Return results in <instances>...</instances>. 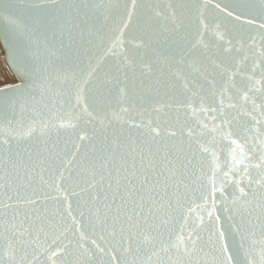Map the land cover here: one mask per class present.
Wrapping results in <instances>:
<instances>
[{
    "label": "snow or ice",
    "instance_id": "6c2138e0",
    "mask_svg": "<svg viewBox=\"0 0 264 264\" xmlns=\"http://www.w3.org/2000/svg\"><path fill=\"white\" fill-rule=\"evenodd\" d=\"M0 42V264H264V0H0Z\"/></svg>",
    "mask_w": 264,
    "mask_h": 264
},
{
    "label": "bare ground",
    "instance_id": "6f19581e",
    "mask_svg": "<svg viewBox=\"0 0 264 264\" xmlns=\"http://www.w3.org/2000/svg\"><path fill=\"white\" fill-rule=\"evenodd\" d=\"M3 48V46H2V44H1V42H0V48ZM0 63L2 64V66H3V70L2 71H4V70H7L9 73H11V71H12V69H11V67H10V65H9V63H8V61H7V59L5 58V56L4 55H1L0 54ZM11 82V81H10Z\"/></svg>",
    "mask_w": 264,
    "mask_h": 264
},
{
    "label": "rangeland",
    "instance_id": "374dc122",
    "mask_svg": "<svg viewBox=\"0 0 264 264\" xmlns=\"http://www.w3.org/2000/svg\"><path fill=\"white\" fill-rule=\"evenodd\" d=\"M0 54L5 56V52H4V50H3L2 47L0 48ZM5 58H6V56H5ZM2 70H3V66H2V64L0 63V71H2Z\"/></svg>",
    "mask_w": 264,
    "mask_h": 264
},
{
    "label": "water",
    "instance_id": "95a60500",
    "mask_svg": "<svg viewBox=\"0 0 264 264\" xmlns=\"http://www.w3.org/2000/svg\"><path fill=\"white\" fill-rule=\"evenodd\" d=\"M1 44H2V42H1ZM2 46H3V50H4V52H5V56H6V59H7V50H6V48L4 47V45L2 44ZM7 61H8V59H7ZM10 65V64H9ZM11 67V66H10Z\"/></svg>",
    "mask_w": 264,
    "mask_h": 264
}]
</instances>
